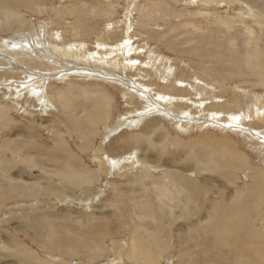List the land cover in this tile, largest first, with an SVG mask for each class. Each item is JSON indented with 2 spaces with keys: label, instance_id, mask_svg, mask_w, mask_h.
Returning <instances> with one entry per match:
<instances>
[{
  "label": "rangeland",
  "instance_id": "rangeland-1",
  "mask_svg": "<svg viewBox=\"0 0 264 264\" xmlns=\"http://www.w3.org/2000/svg\"><path fill=\"white\" fill-rule=\"evenodd\" d=\"M262 55L264 0H0V185H50L3 204L0 264H255L252 251L264 248ZM132 134L137 145L121 144ZM224 138L245 153L237 182L226 175L239 155ZM120 180L124 192L112 185ZM244 183L257 193L248 198ZM123 207L131 212L113 233ZM94 223L104 234L91 257L76 237L95 240ZM49 231L74 255L47 254ZM136 242L146 255L158 246L151 263L119 259L120 246L134 253Z\"/></svg>",
  "mask_w": 264,
  "mask_h": 264
},
{
  "label": "bare ground",
  "instance_id": "bare-ground-1",
  "mask_svg": "<svg viewBox=\"0 0 264 264\" xmlns=\"http://www.w3.org/2000/svg\"><path fill=\"white\" fill-rule=\"evenodd\" d=\"M3 13L6 15V19L8 20V21H11L13 18H14V16H15V14H14V12H10V10L7 8V7H5L4 9H3ZM6 20V21H7ZM127 41V40H126ZM125 41V42H126ZM37 42V41H36ZM21 43H23V42H21ZM10 45H12V44H10ZM15 45V44H14ZM18 46V45H17ZM21 45H19V47H20ZM24 46V45H23ZM123 46V45H122ZM6 47H8L7 46V44H6ZM10 47V46H9ZM127 47V46H126ZM11 48V47H10ZM15 48H17V47H15ZM18 49V48H17ZM20 49V48H19ZM33 49V48H32ZM24 50V49H23ZM72 50V49H71ZM26 51V50H25ZM27 52H28V50H27ZM262 56H264V55H262ZM258 58V57H257ZM259 58H261V56L259 57ZM263 58V57H262ZM260 61V60H259ZM250 62V61H249ZM248 62V63H249ZM128 63V62H127ZM255 61L253 62H250L249 64H250V66L251 67H256L255 66ZM264 63V62H263ZM126 64V63H125ZM259 64V63H258ZM258 64H256V65H258ZM13 65H15V64H13ZM128 65V64H127ZM263 65V64H262ZM116 66V65H115ZM126 66V65H125ZM124 67V66H123ZM253 68V69H254ZM258 68H263L264 69V66H261V67H258ZM261 70V69H260ZM256 72V71H255ZM261 72V71H260ZM262 84V83H261ZM257 107V106H256ZM263 112V111H262ZM259 113H261V111H257L256 112V114L257 115H259ZM77 119V118H76ZM233 120H235V119H232V121ZM96 121H98V120H96ZM129 122H131V119H130V121ZM80 124V123H79ZM80 126V125H79ZM117 128L118 127H116L115 128V130H117ZM145 128H146V130H150V128L148 127V126H145ZM152 129V128H151ZM159 131V130H158ZM162 131V130H161ZM157 134V133H156ZM159 134V133H158ZM130 138L133 140V143L135 144V145H137V142H138V140H139V136L137 135V134H132L131 136L130 135H125V140H123V141H121V144H128L129 142H130ZM223 143H224V148L225 149H230V148H234L236 151H237V153H238V159H237V162H236V169L235 170H229L228 172H227V175H226V177H227V179L228 180H230V181H233V182H237V181H239V177H240V172H242L243 170H245V169H247L248 168V166H247V163H246V161H245V153L244 152H242L241 150H239L238 148H237V145H236V143L235 142H233L231 139L230 140H227V139H225L224 138V140H223ZM87 144V142L84 144V145H81V147L82 146H85ZM139 147V146H138ZM194 147H196L195 148V151H197V150H200V149H202L203 147H202V145H200V143L199 142H197L196 144H195V146ZM263 147H264V145H263ZM82 148H84V147H82ZM85 149V148H84ZM95 149V148H94ZM129 158H130V161L132 162V164H136L137 163V159H136V157H134V155H129L128 156ZM77 159V163H76V173L77 174H81L82 172H80L81 170H84V171H86V173L85 172H83L82 174H83V176L85 177V178H87V179H84V181L85 182H87V181H90L91 179H90V177H89V175L90 174H94L93 173V171L87 166V165H85L84 164V161H81V160H79L78 158H76ZM98 163H99V165H100V173H101V171H104V164L106 163V162H101V161H98ZM142 163H147V162H145V161H142ZM106 165V164H105ZM146 164H144V166H145ZM241 166V167H240ZM150 169V165L148 164V167L145 169V171H148ZM142 170V169H141ZM80 172V173H79ZM84 173L85 174H88V173H90V174H88V175H84ZM95 173H96V171H95ZM102 174V173H101ZM108 174V173H107ZM98 175V174H97ZM97 175H95V177L97 178H95L94 176V178L96 179V180H99V178L97 177ZM100 175V174H99ZM92 178V177H91ZM131 179V178H130ZM40 180H41V177H40ZM43 180V179H42ZM45 180V179H44ZM93 180V179H92ZM94 181V180H93ZM126 182V181H125ZM130 181H127V184L129 183ZM136 183L138 184V180H136ZM41 184V189H38V190H35V191H24V190H22L21 191V189H18V190H20L21 192H22V194H21V192H19V191H15V192H13L14 191V189H17V188H10V189H8V188H5V187H3L2 185H0V209L2 208V206H3V204H5V201L7 200V198H9L10 196H12V197H19L18 195H27V196H30V193L31 192H33V193H31L32 195H34V197H39L40 196V193H41V190H43L44 189V191L42 192L43 194H49V193H47L49 190H50V185H49V183L45 180V181H43L42 183H40ZM122 184H123V182L120 180V181H118V182H114L112 185H113V187H114V189H119V190H122V192H124L125 190L123 189L124 188V185L122 186ZM242 185H246V186H237L238 188H245V194H246V196L249 198V197H251V195H253V194H255V193H257V191H256V189L254 188L253 190H251L250 188H248L249 187V184L248 183H244V184H242ZM90 187V186H89ZM89 187L87 188H85L86 190H88L89 189ZM5 190V191H4ZM128 190V189H127ZM41 193V194H42ZM90 195H91V193H89ZM14 195H16V196H14ZM89 196V195H88ZM87 196V197H88ZM93 196V195H92ZM42 198V197H41ZM10 199V198H9ZM13 199V198H12ZM192 200H194V199H192ZM195 202H196V200H194ZM264 204V203H263ZM230 207H234L233 205H230ZM114 211H116V212H119V216H118V222L119 223H121L120 225H118V227H116V228H114V229H112L113 230V233H117V232H119L120 230H122V228H124V221H125V214H128L129 212H131V211H129V210H127V208H125V207H123L122 209H120V211L119 210H116V209H114ZM115 212V213H116ZM125 212V213H124ZM165 212H160V213H158L157 215H156V217L157 216H162L163 214H164ZM192 215H194V216H196V217H199L200 215H201V213L198 211V214L196 215L195 214V212L192 214ZM17 217V216H16ZM23 218V217H22ZM171 219L173 220V221H175L174 220V218H173V216L171 215ZM192 219L191 218H186L185 217V223L186 224H189L190 225V228L191 229H193L194 227H193V225H192V223L190 222ZM87 221H91V220H87ZM93 222V221H92ZM92 224V223H91ZM242 224V223H241ZM108 225H113V224H108ZM114 226V225H113ZM243 227V226H242ZM179 228H181L179 225H175V228H173V230L175 231V230H177V229H179ZM232 228H234V227H232ZM35 229H41V228H35ZM50 230H52V231H57L56 229H55V226L54 227H52V226H50ZM87 231H90L91 233H92V236H93V238H95V240H93V241H90L89 240V237L91 236V235H89V236H85L84 234H81V233H79L78 234V237H76V236H73V237H76V239H77V241L78 242H80L81 244H82V247H83V250H91V249H93L94 248V245L97 243V239H99L103 234H104V230L99 226V224L98 223H94L93 225H91L90 227H88L87 228ZM42 233L44 232V230H42L41 231ZM226 232V231H225ZM229 233H234L232 230H229L228 231ZM249 232H250V230L247 228L246 230H245V236L246 237H248V235H249ZM35 233H36V235L37 236H41L40 235V233L39 232H37V231H35ZM47 239H48V241H46V243L44 244V248H45V252L47 253V254H51V251H55V252H57L58 253V255L59 256H67V257H71V256H73L74 254L73 253H71V251L70 250H67V249H65L64 247H63V244L60 242V240H59V238H58V236H56V235H59V234H56V235H54L53 234V232H51V231H49V232H47ZM232 235V234H231ZM234 235V234H233ZM232 235V236H233ZM227 238H228V236H227ZM78 239H83V240H86V241H80V240H78ZM229 239V238H228ZM230 240V239H229ZM17 242H19L18 240H16ZM15 241V242H16ZM16 242V243H17ZM41 244H43V242L44 241H39ZM142 243L143 242H136L135 243V248H134V253H130V252H128V251H123L124 250V247L123 246H120V249L122 250L121 251V254H120V256H119V259L121 260L123 257H125V258H123V259H126V260H130L131 258H134V259H136V260H138V261H140V262H144V263H151V261H153V259H154V251L157 249V245H154V247L153 248H151L149 251H148V255H146V253L147 252H145V247H144V245H142ZM227 243V242H226ZM229 243H231V244H233L234 245V239H232V241L230 240L229 241ZM19 245H21V244H19ZM22 246V245H21ZM133 246H134V243H133ZM228 246V245H227ZM148 247V246H147ZM229 247V246H228ZM234 249V247L231 249V251ZM19 250L21 251V252H24V253H26L27 255H29V257H31V255H33L34 253L33 252H31V251H27L26 250V248L25 247H20L19 248ZM95 250L96 249H93V251H91V253L92 254H90V256L91 257H94L95 256V254H96V252H95ZM14 251H16V250H14ZM27 251V252H26ZM230 251V252H231ZM252 253H253V255H255L256 256V258H255V264H264V248H262L261 246H258V248H257V250H253L252 251ZM13 254H16V253H13ZM22 254V253H21ZM38 254V253H37ZM181 254H182V251H181ZM17 255V254H16ZM259 255L261 256V257H259ZM22 256V255H21ZM241 256L244 258V259H246L247 258V255H246V253H242L241 254ZM17 257V256H16ZM127 257V258H126ZM41 258V257H40ZM44 260V259H43ZM18 261V260H17ZM28 261V260H27ZM26 261V262H27ZM113 264V263H112Z\"/></svg>",
  "mask_w": 264,
  "mask_h": 264
}]
</instances>
